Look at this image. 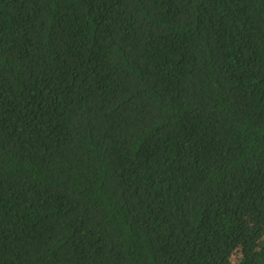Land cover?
I'll use <instances>...</instances> for the list:
<instances>
[{
    "label": "trees",
    "instance_id": "obj_1",
    "mask_svg": "<svg viewBox=\"0 0 264 264\" xmlns=\"http://www.w3.org/2000/svg\"><path fill=\"white\" fill-rule=\"evenodd\" d=\"M0 264H264V0H0Z\"/></svg>",
    "mask_w": 264,
    "mask_h": 264
}]
</instances>
